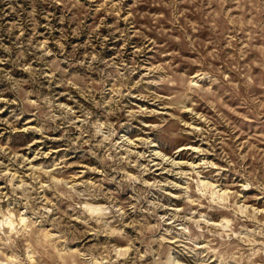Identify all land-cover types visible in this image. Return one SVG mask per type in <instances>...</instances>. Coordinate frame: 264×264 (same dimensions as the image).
I'll list each match as a JSON object with an SVG mask.
<instances>
[{"label":"rangeland","instance_id":"374dc122","mask_svg":"<svg viewBox=\"0 0 264 264\" xmlns=\"http://www.w3.org/2000/svg\"><path fill=\"white\" fill-rule=\"evenodd\" d=\"M0 264H264V0H0Z\"/></svg>","mask_w":264,"mask_h":264}]
</instances>
